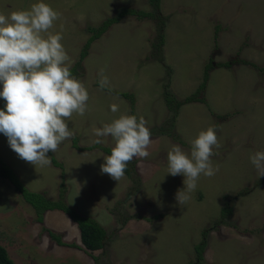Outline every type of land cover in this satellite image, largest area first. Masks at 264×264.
<instances>
[{
    "label": "rangeland",
    "instance_id": "rangeland-1",
    "mask_svg": "<svg viewBox=\"0 0 264 264\" xmlns=\"http://www.w3.org/2000/svg\"><path fill=\"white\" fill-rule=\"evenodd\" d=\"M38 2L0 0V14ZM43 2L61 14L49 31L62 34L70 70L80 63L72 76L89 93L87 111L66 121L75 135L52 152L61 166L51 152L50 166L24 161L3 133L0 158L25 188L93 218L108 239L95 253L96 263L80 247L78 224L62 211H48L40 222L10 179L0 176V246L14 264H264V184L258 186L263 177L250 161L264 151V0H161L162 47H157L158 19L126 15L91 43L85 57L94 35L90 29L124 8L152 12L149 1ZM207 65H212L210 78L200 91ZM122 93L132 94L135 102ZM195 93L198 102L177 112L166 104L165 94L179 103ZM112 104L118 105L115 113ZM122 114L143 116L152 143L149 156L134 158L116 181L101 174L109 154L99 148L112 150L115 141L96 137L93 129ZM208 127L216 130L220 144L210 158L219 171L201 175L190 199L179 205L176 193L185 187V177L168 174V152L179 145L190 153L191 141ZM228 203L232 216L218 223ZM206 231L199 261L195 246ZM52 235L78 247L59 246Z\"/></svg>",
    "mask_w": 264,
    "mask_h": 264
},
{
    "label": "clouds",
    "instance_id": "clouds-1",
    "mask_svg": "<svg viewBox=\"0 0 264 264\" xmlns=\"http://www.w3.org/2000/svg\"><path fill=\"white\" fill-rule=\"evenodd\" d=\"M60 16L43 0L28 10L0 14V98L6 101L5 108L0 109V133L19 158L36 167L50 166L48 153H55L62 142L75 135L66 121L74 113L85 115L89 100L85 85L70 72L71 61L61 43L62 34L49 31ZM100 82L106 86L107 77ZM110 108L113 113L119 110L116 104ZM147 123L143 116L137 119L122 114L110 124L93 129L96 137L111 136L115 141L111 155L104 157L101 174L119 181L134 158L149 156L152 140ZM93 142L102 143L100 139ZM214 147H220L216 130L208 127L191 141L190 153L179 145L169 150L168 174L185 177V187L176 193L179 205L190 199L201 175L212 177L219 171L210 159ZM250 161L257 174L264 177V151L252 154ZM71 245L78 247L65 243L59 246L75 248ZM80 247L86 251L82 243ZM99 251L93 255L98 257L95 253Z\"/></svg>",
    "mask_w": 264,
    "mask_h": 264
},
{
    "label": "trees",
    "instance_id": "trees-1",
    "mask_svg": "<svg viewBox=\"0 0 264 264\" xmlns=\"http://www.w3.org/2000/svg\"><path fill=\"white\" fill-rule=\"evenodd\" d=\"M149 4L152 6L153 11L152 12H146V11H138L130 8H124L123 10H117L116 15L112 18L106 19L105 22L102 23L97 29H90L91 32L94 33L92 38L89 40L86 46V50L83 51L82 55L85 57L87 55V49L91 45V43L97 39L99 36H101L108 28H110L114 23H118L120 19L126 15H134L138 19H148V20H154L158 19L159 23L161 24L160 29H159V35H158V40H159V46L158 48L162 47L164 44V27L163 25L165 24L162 19H161V0H148ZM251 66L256 67L254 64H250ZM80 66V63H77L74 65V68L70 70L71 74L74 75L76 68ZM212 65H207L205 72H204V82L200 86V91L204 90L206 88V83L209 81V72L210 68ZM223 67H230V64H225L222 65ZM122 97L124 98H130L131 102L134 103V98L132 94H127V93H122ZM165 99H166V104L170 108H174L175 111L177 112L179 108L185 104L192 103V102H198V97L197 94L193 96L187 97L185 100L182 102H176L175 98L171 97L170 95L165 94ZM2 109L5 108L6 101L2 100ZM176 103L174 106L173 104ZM176 116H173L171 118V121L173 122ZM161 132L165 133L166 130H161ZM97 146H94V148ZM101 150H103L105 153L111 155V149L109 148H103L100 147ZM52 154V160L53 163L56 166H61V164L56 160L55 156ZM126 172H128L125 169ZM0 176L2 178H7L10 179V181L14 184L16 189L21 192L23 195L24 199L26 202H28L34 209L36 214L39 217V221H43V215L48 212V211H62L64 212L73 222L78 224V229L80 231V240L82 245L84 246L85 250L91 254V256L94 258L93 260L97 263L99 262V258L95 257L93 255L94 252L96 251H101L105 248L107 239H108V232L106 229H104L96 220L90 217H84L80 215L78 212L75 211L72 207L67 206L63 200L59 201H51L48 198H46L45 194L43 193H36V192H31L27 188H25L21 182L20 179L17 177V175L10 169L4 161L0 158ZM264 184V177L260 179L258 186ZM233 213V209L231 208L230 204L228 203L226 206L222 208L221 211V218L218 223H223L227 218L231 217ZM206 234L207 231L204 233L205 238L203 241L195 246V253L196 256H198L199 261H201L203 257V253L206 249ZM52 237H55L52 235ZM55 239L58 242V245H64V243L55 237ZM71 247H75V245H71ZM0 264H14V261L9 258L7 249L3 246H0ZM193 264V263H191Z\"/></svg>",
    "mask_w": 264,
    "mask_h": 264
}]
</instances>
